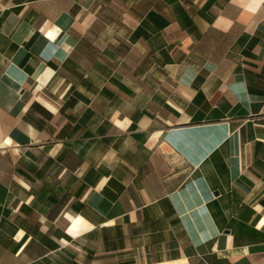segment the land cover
<instances>
[{
    "label": "crops",
    "instance_id": "obj_1",
    "mask_svg": "<svg viewBox=\"0 0 264 264\" xmlns=\"http://www.w3.org/2000/svg\"><path fill=\"white\" fill-rule=\"evenodd\" d=\"M257 2L0 0V264H264Z\"/></svg>",
    "mask_w": 264,
    "mask_h": 264
},
{
    "label": "clouds",
    "instance_id": "obj_2",
    "mask_svg": "<svg viewBox=\"0 0 264 264\" xmlns=\"http://www.w3.org/2000/svg\"><path fill=\"white\" fill-rule=\"evenodd\" d=\"M260 3H264V0H258L257 2V7L259 6ZM118 115V114H117ZM119 123V122H118ZM125 123H128V121L126 120ZM6 143H11V140L6 141ZM69 219L71 220L72 217H69ZM83 223V220L80 217H76L75 220L72 221V225L71 227L68 229V232L70 234L75 235L76 233V229L78 228V226H80Z\"/></svg>",
    "mask_w": 264,
    "mask_h": 264
},
{
    "label": "snow or ice",
    "instance_id": "obj_3",
    "mask_svg": "<svg viewBox=\"0 0 264 264\" xmlns=\"http://www.w3.org/2000/svg\"><path fill=\"white\" fill-rule=\"evenodd\" d=\"M49 35L51 36L52 34H51V33H49Z\"/></svg>",
    "mask_w": 264,
    "mask_h": 264
}]
</instances>
